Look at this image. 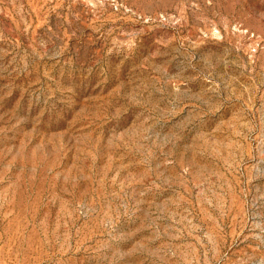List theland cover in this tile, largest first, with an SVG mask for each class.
Segmentation results:
<instances>
[{
	"label": "rangeland",
	"instance_id": "rangeland-1",
	"mask_svg": "<svg viewBox=\"0 0 264 264\" xmlns=\"http://www.w3.org/2000/svg\"><path fill=\"white\" fill-rule=\"evenodd\" d=\"M0 264H264V0H0Z\"/></svg>",
	"mask_w": 264,
	"mask_h": 264
}]
</instances>
